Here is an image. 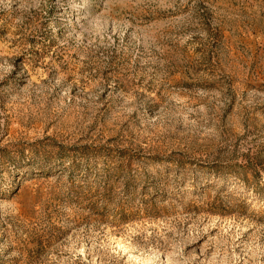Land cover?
<instances>
[{
    "label": "rangeland",
    "instance_id": "1",
    "mask_svg": "<svg viewBox=\"0 0 264 264\" xmlns=\"http://www.w3.org/2000/svg\"><path fill=\"white\" fill-rule=\"evenodd\" d=\"M0 264H264V0H0Z\"/></svg>",
    "mask_w": 264,
    "mask_h": 264
}]
</instances>
